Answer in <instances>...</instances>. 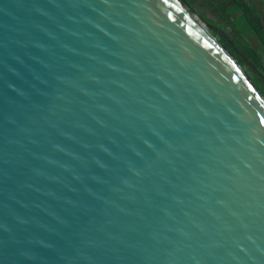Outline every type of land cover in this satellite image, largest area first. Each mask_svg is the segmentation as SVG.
Wrapping results in <instances>:
<instances>
[{
  "label": "water",
  "instance_id": "95a60500",
  "mask_svg": "<svg viewBox=\"0 0 264 264\" xmlns=\"http://www.w3.org/2000/svg\"><path fill=\"white\" fill-rule=\"evenodd\" d=\"M186 7L0 0V264H264V95Z\"/></svg>",
  "mask_w": 264,
  "mask_h": 264
},
{
  "label": "trees",
  "instance_id": "16d2710c",
  "mask_svg": "<svg viewBox=\"0 0 264 264\" xmlns=\"http://www.w3.org/2000/svg\"><path fill=\"white\" fill-rule=\"evenodd\" d=\"M204 2L209 10L216 13L227 26L231 27L237 35L238 47L256 65L257 70H264L262 51L264 52V18L256 0H184V2L209 25L213 23L205 13L198 12L197 4ZM212 26V25H211ZM221 44L236 58L241 66H248L253 74V82L264 95V78L251 69L245 59L237 54L221 33L215 31ZM251 38L260 42L261 46L255 48ZM234 40V41H235ZM244 44V45H243ZM243 45V47H242ZM264 76V74H263Z\"/></svg>",
  "mask_w": 264,
  "mask_h": 264
},
{
  "label": "rangeland",
  "instance_id": "374dc122",
  "mask_svg": "<svg viewBox=\"0 0 264 264\" xmlns=\"http://www.w3.org/2000/svg\"><path fill=\"white\" fill-rule=\"evenodd\" d=\"M182 1L184 2V0H182ZM256 1H257V4H258V8H259V10H260V12H261V14L263 15V18H264V0H256ZM186 6L189 8L190 11H193L187 4H186ZM196 6H197V9L196 10L198 12L205 13L207 15V17L213 21V23L211 24L212 25L211 28L209 26H207L208 30L218 40H219V38L214 34V32L217 31V32L221 33L222 36L229 42V44L231 45V47L234 48V50H235V52L237 54H239L248 63H251V64H253L256 67V65L238 47V45L240 46V44H238V42H236L237 40H235L237 38V35L233 31V29L231 27L227 26V24L225 23V21L222 20V18L219 17L216 13H214L211 10H209V7L204 2L201 1ZM251 40H252L253 45H254L255 48H259L261 46L260 42H258L255 38H251ZM243 45H242V47H243ZM261 53H262V56H263V64H264V52L262 51ZM242 67L245 70V72L248 74V76L250 77V79L252 80L253 79V74L251 72H249V69H248L249 67L248 66H246V67L245 66H242ZM260 73L263 75L264 74V70L262 69L260 71Z\"/></svg>",
  "mask_w": 264,
  "mask_h": 264
},
{
  "label": "bare ground",
  "instance_id": "6f19581e",
  "mask_svg": "<svg viewBox=\"0 0 264 264\" xmlns=\"http://www.w3.org/2000/svg\"><path fill=\"white\" fill-rule=\"evenodd\" d=\"M186 9H187V7H186ZM189 12H190V10L189 9H187ZM195 18V20L197 21V23L205 30V31H207V32H209L208 31V28H207V25L199 18V17H197V16H195L194 17Z\"/></svg>",
  "mask_w": 264,
  "mask_h": 264
}]
</instances>
